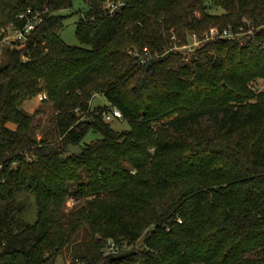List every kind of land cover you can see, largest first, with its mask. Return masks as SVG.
<instances>
[{
	"label": "trees",
	"instance_id": "16d2710c",
	"mask_svg": "<svg viewBox=\"0 0 264 264\" xmlns=\"http://www.w3.org/2000/svg\"><path fill=\"white\" fill-rule=\"evenodd\" d=\"M85 1L76 36L89 46L60 35L73 0H0V29L28 8L42 16L26 46L0 42V264H56L71 244L72 264H264V0ZM244 19L245 44L173 47ZM94 92L108 104L93 107ZM41 93L52 140L23 106ZM110 106L129 129L104 119ZM72 197L83 204L67 210Z\"/></svg>",
	"mask_w": 264,
	"mask_h": 264
},
{
	"label": "rangeland",
	"instance_id": "374dc122",
	"mask_svg": "<svg viewBox=\"0 0 264 264\" xmlns=\"http://www.w3.org/2000/svg\"><path fill=\"white\" fill-rule=\"evenodd\" d=\"M112 2V1H110ZM207 6H210L209 1L207 0L206 2ZM88 7V4L85 0H73V6L71 8L63 9L59 13L66 15L65 19V25L60 31V35L63 38V40L70 45H81V46H89L87 44L82 43L79 38L76 36V28H77V22L81 16L82 11L86 10ZM211 11L215 12H220L221 9H214L210 8ZM197 11V10H196ZM198 12V11H197ZM203 34V33H202ZM188 36V35H187ZM188 40L190 41L189 37L187 38L186 43H188ZM206 42L205 40L199 41V45H203ZM183 45H179L178 43L175 42L174 48L179 49L181 51H184L185 55L186 52L182 48ZM131 53L133 52L134 55H137L138 53L134 52L133 50L130 51ZM188 55V57H190ZM4 58V53L1 51L0 53V61ZM149 62V58L147 59L146 57L142 56L141 64H146ZM255 86L257 88H263L264 87V81L263 80H257L255 83ZM91 104L92 106H103L107 105L108 101L105 98V96L100 93V92H94L92 95L91 99ZM28 111L32 112L35 110L41 111L38 115H36L35 120H34V136L39 140L43 138H49L50 140L55 139L57 134H56V126L53 121L55 111L54 108L52 107L51 104L45 102L44 100L40 99L39 96L25 101L23 105ZM83 117V116H82ZM111 126L118 130H126L130 128V122L127 119H120V118H113L110 121ZM100 137L99 133L96 132H90L86 137H85V142H90L91 140H94L96 138ZM85 174L83 173L81 176V179H84ZM72 188L74 186L72 185ZM83 202H80L79 200H75V198H70L67 204V210H71L72 207L77 208L80 205H82ZM26 212H25V217L33 222L36 219L37 216V205L35 200L31 197L27 200L26 204ZM85 236L86 232L83 230L80 235L78 236V243H82L85 241ZM75 245L71 244L68 247L64 248L57 256L55 259L56 264H72L73 260V255L75 254ZM132 248V247H131ZM130 248V249H131ZM252 255H255L254 253Z\"/></svg>",
	"mask_w": 264,
	"mask_h": 264
},
{
	"label": "built area",
	"instance_id": "2783aa9c",
	"mask_svg": "<svg viewBox=\"0 0 264 264\" xmlns=\"http://www.w3.org/2000/svg\"><path fill=\"white\" fill-rule=\"evenodd\" d=\"M120 4L121 3L109 2L108 3L109 12L113 13ZM18 19L23 21L21 25L16 23H10L9 25L2 27L0 29V42L2 46L10 45V46H16L18 48H22L26 46V44L32 39L34 30L36 29L38 24L42 21V16L40 12L38 11L34 12L32 8H28L25 12L20 13L18 15ZM246 25L248 26L247 30H245ZM253 29H254V25L252 21L249 19H244V22L238 27H234L231 24L223 28H219L217 26H211L201 35L196 32L189 33L188 37L190 41L188 40V43L184 44L182 48L185 50L188 56L191 53H193L197 48L200 47L199 41L205 39L207 41L208 39H212L216 37L236 38L239 39L241 44H245L247 39L241 36L246 34L247 35L251 34L253 32ZM2 46L0 49V53L2 51ZM23 57L24 59H27L26 56ZM38 96L42 100L47 98L46 93H41ZM103 116L106 121H110L113 118L124 119L122 111L116 106H110L109 108L105 109ZM119 249H120L119 246L113 240H108L106 245L102 248V251L104 254H111V253H117Z\"/></svg>",
	"mask_w": 264,
	"mask_h": 264
},
{
	"label": "water",
	"instance_id": "95a60500",
	"mask_svg": "<svg viewBox=\"0 0 264 264\" xmlns=\"http://www.w3.org/2000/svg\"><path fill=\"white\" fill-rule=\"evenodd\" d=\"M150 63L148 62V65H149ZM69 149L71 150V152L72 153H74V154H79V153H82V151H83V148L81 147V146H79V145H74V144H70L69 145Z\"/></svg>",
	"mask_w": 264,
	"mask_h": 264
}]
</instances>
